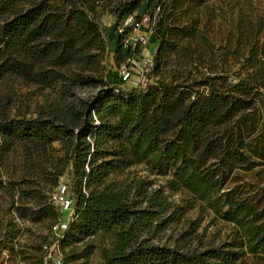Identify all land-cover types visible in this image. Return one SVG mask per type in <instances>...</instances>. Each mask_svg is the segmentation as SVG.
<instances>
[{
	"label": "trees",
	"instance_id": "obj_1",
	"mask_svg": "<svg viewBox=\"0 0 264 264\" xmlns=\"http://www.w3.org/2000/svg\"><path fill=\"white\" fill-rule=\"evenodd\" d=\"M168 2H117L109 11L118 40L111 58V42L101 27L102 0H0V82L56 93L45 96L36 117L2 114V151L18 145L27 161L38 153L42 169L57 171L51 183L56 188L71 169L72 180L64 183L75 216L62 240L63 264H88L98 248L103 264H244L246 254L264 258V208L237 200V190L227 187L238 169L264 165V123L249 112L250 102L233 100L228 81L192 71L178 83L165 81L162 65L174 30L165 16ZM145 13L155 18L158 45L144 84L110 81L118 78L105 61L112 59L120 74L131 68L130 59L141 57L139 47L125 46L132 28L118 30L130 16ZM260 54L264 59V49ZM262 65L256 83L241 81L232 88L264 96ZM87 89L96 92L80 97ZM56 142L63 156L53 155ZM130 157L171 165L172 190L183 187L220 211L227 208L226 219L241 231V242L201 248L156 241L178 222L182 209L146 179H116ZM53 194L34 193L35 209L18 208V217L48 220L52 229L62 218Z\"/></svg>",
	"mask_w": 264,
	"mask_h": 264
},
{
	"label": "rangeland",
	"instance_id": "obj_2",
	"mask_svg": "<svg viewBox=\"0 0 264 264\" xmlns=\"http://www.w3.org/2000/svg\"><path fill=\"white\" fill-rule=\"evenodd\" d=\"M48 1L56 3L60 0ZM119 1L124 0H102L103 7L100 9L101 27L105 38L111 42V58L117 49L118 40L114 18L109 11ZM165 16L169 18V25L174 28L168 35L162 65L165 81L178 83L180 78L188 76L191 71L192 75L199 77L212 75L224 82L228 81L232 86H227V89L233 100L250 102L253 108L249 112L253 111L261 119L260 124H263L264 96L257 92L246 94L239 88L232 87L241 81L249 84L258 81L257 75L264 64L258 62L264 61L260 54L264 49V0H169ZM157 45L153 36L147 47L143 48L142 60L141 56L136 60V65H131L134 75L131 81H126L127 85L132 86L133 82L141 80L143 60L154 55ZM253 56H257L258 60ZM103 65L118 78L110 81H124L112 59L105 61ZM35 89L20 81L12 86L0 82V119L3 113L12 117H36L40 107L46 103L45 96L51 94L56 97V93L50 90L39 94ZM260 91L264 93L263 89ZM95 92L87 89L80 92V97L89 98ZM54 146L57 151L53 155L63 156L60 144L56 142ZM32 157L27 161L23 149L18 145L2 151L0 139V264H42V246L52 237L48 220L39 223L22 220L16 210L35 209L31 195L40 193L45 198L57 190L51 184L57 171L42 169L38 165L41 161L38 153L33 152ZM45 160L47 161V156ZM128 163L129 167L116 175V179L122 180L127 175L146 179L153 189H162L169 200L182 209L178 222L168 226L161 234V239L156 241L201 248L227 244L236 246L241 242V231L226 219L224 211L227 208L220 211L218 206L213 207L211 203L201 201L183 187L172 190L176 170L171 165L160 163L153 166L146 161L136 163L132 157L128 159ZM43 165L48 166L45 162ZM70 171L68 169L61 177V182L72 180ZM227 187L237 190V200L244 199L262 210L264 165L252 171L238 169L231 176ZM216 199L217 197L214 198ZM67 214L65 212L64 216ZM262 221L264 222V218ZM245 248L246 246L237 250ZM243 259L244 264H264V258L258 259L249 254ZM88 264H103L99 248L90 257Z\"/></svg>",
	"mask_w": 264,
	"mask_h": 264
},
{
	"label": "built area",
	"instance_id": "obj_3",
	"mask_svg": "<svg viewBox=\"0 0 264 264\" xmlns=\"http://www.w3.org/2000/svg\"><path fill=\"white\" fill-rule=\"evenodd\" d=\"M130 26L131 33L127 36L125 40V46L130 47L135 50L137 47L141 50V60L143 58L142 52L143 48H146L150 39L154 36L156 21L151 14L145 13L140 17L132 15L124 23V25L119 28L118 34L124 33V27ZM143 67L140 69L141 80L138 82H133V86H139L144 84L146 75L149 72L150 67L153 65V56L150 58H145ZM131 65H136V60L130 59L128 61ZM133 68H123L120 71V75L123 76L124 81L132 80L133 78ZM54 205L57 207L59 212L62 214V218L59 222L52 228L51 239L43 245V264H63L64 263V252L62 248V240L64 238L65 232L68 230L70 223L73 221L75 216V209L73 207V202L68 195V187L64 183H60L56 192L53 195ZM68 212L66 217L64 213Z\"/></svg>",
	"mask_w": 264,
	"mask_h": 264
},
{
	"label": "crops",
	"instance_id": "obj_4",
	"mask_svg": "<svg viewBox=\"0 0 264 264\" xmlns=\"http://www.w3.org/2000/svg\"><path fill=\"white\" fill-rule=\"evenodd\" d=\"M153 43H154V42H153ZM153 43H151V45H150V46H152V44H153ZM148 47H149V46H148Z\"/></svg>",
	"mask_w": 264,
	"mask_h": 264
}]
</instances>
